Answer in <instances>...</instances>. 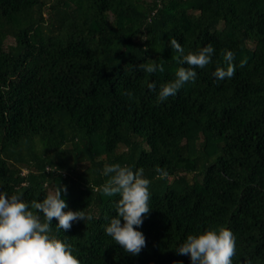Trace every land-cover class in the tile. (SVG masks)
<instances>
[{
    "label": "trees",
    "instance_id": "obj_1",
    "mask_svg": "<svg viewBox=\"0 0 264 264\" xmlns=\"http://www.w3.org/2000/svg\"><path fill=\"white\" fill-rule=\"evenodd\" d=\"M172 40L214 53L160 102L187 67ZM225 50L235 74L217 81ZM153 60L163 72L137 67ZM117 163L150 181L136 256L104 231L120 197L97 189ZM59 184L64 211L92 217L68 231L52 221L80 264H191L177 248L221 227L232 264H264V0H0V193L30 206Z\"/></svg>",
    "mask_w": 264,
    "mask_h": 264
},
{
    "label": "clouds",
    "instance_id": "obj_2",
    "mask_svg": "<svg viewBox=\"0 0 264 264\" xmlns=\"http://www.w3.org/2000/svg\"><path fill=\"white\" fill-rule=\"evenodd\" d=\"M170 44L181 54L178 63L187 67H179L175 78L160 86L157 93L160 102L175 96L186 83L194 81L197 76L194 69H203L209 65L214 53L211 44L197 53L187 55L183 54L184 49L176 40L170 41ZM223 60L227 67H217L213 73L217 81L230 79L235 74V54L225 50ZM245 63L241 60L240 67H244ZM137 67L149 74L157 70L164 71L163 66L156 64L154 60ZM147 88L156 91L157 86L152 82ZM125 95L131 97L132 93L126 91ZM156 172L157 179L168 176L164 169L157 168ZM102 175L108 179L97 191H102L109 197L117 194L120 197L115 204L116 215L104 231L124 252L136 256L146 246L143 233L136 229L151 211L150 181L144 178L142 168L134 172L130 167L118 163L105 165ZM62 193H67V187L59 184L54 192L39 202L32 201L30 206L18 195L0 193V264H80L72 254V246L51 235L52 221H57V230L68 231L73 222L91 220L92 217L86 216L83 211H64L67 204ZM176 252L189 256L191 264H232V258L236 254V239L229 229H209L202 234L187 236Z\"/></svg>",
    "mask_w": 264,
    "mask_h": 264
},
{
    "label": "rangeland",
    "instance_id": "obj_3",
    "mask_svg": "<svg viewBox=\"0 0 264 264\" xmlns=\"http://www.w3.org/2000/svg\"><path fill=\"white\" fill-rule=\"evenodd\" d=\"M188 176V175H187ZM190 176V175H189Z\"/></svg>",
    "mask_w": 264,
    "mask_h": 264
}]
</instances>
